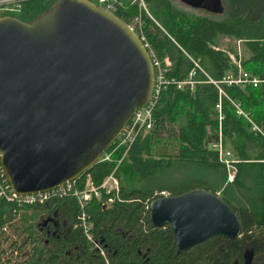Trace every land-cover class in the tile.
Wrapping results in <instances>:
<instances>
[{
  "label": "trees",
  "instance_id": "trees-1",
  "mask_svg": "<svg viewBox=\"0 0 264 264\" xmlns=\"http://www.w3.org/2000/svg\"><path fill=\"white\" fill-rule=\"evenodd\" d=\"M54 1L24 0L19 11L2 15L30 21ZM123 1L116 14L131 23L140 10L134 0ZM223 1L225 12L215 15L145 0L151 16L141 12L144 43L170 60L169 78L182 81L195 70L198 82L162 91L152 126L141 129L125 156L110 146L111 160L82 174L67 195L42 203L14 197L0 164V264H264V0ZM224 38L239 41L247 56L232 43L223 47ZM240 68L261 84L224 81ZM220 138L235 160L233 181L212 146ZM112 173L119 186L108 190L102 184ZM89 177L99 196L82 204L74 192L88 189ZM194 188L219 193L234 208L242 222L237 239L179 252L170 227L152 223L156 193Z\"/></svg>",
  "mask_w": 264,
  "mask_h": 264
},
{
  "label": "water",
  "instance_id": "water-1",
  "mask_svg": "<svg viewBox=\"0 0 264 264\" xmlns=\"http://www.w3.org/2000/svg\"><path fill=\"white\" fill-rule=\"evenodd\" d=\"M224 13L223 0H181ZM148 46L94 0H55L24 21L0 16V159L18 196L53 191L100 163L154 91ZM179 252L237 239L242 222L219 193L194 188L150 203Z\"/></svg>",
  "mask_w": 264,
  "mask_h": 264
},
{
  "label": "built area",
  "instance_id": "built-area-1",
  "mask_svg": "<svg viewBox=\"0 0 264 264\" xmlns=\"http://www.w3.org/2000/svg\"><path fill=\"white\" fill-rule=\"evenodd\" d=\"M22 1L24 0H0V16H2L5 12L10 11H19L21 8ZM137 2L138 8L140 10L139 14H136L135 17L132 18L131 23H128L132 29L140 36V38L144 41L145 40V31H144V22L142 17V11H146L149 16H151L149 10L147 9V5L145 0H134ZM98 3L101 5H104L108 9L112 10L116 13L118 10H124L125 9V3L123 0H98ZM148 45V44H146ZM152 54L153 62H154V68H155V82H154V91L151 97V100L149 103L138 109L134 116L131 118V120L128 122L125 130L122 132V134L119 136V138L115 141V143L111 147H115L117 149H124V156L126 155L130 145L133 143L137 135L140 133L141 129L147 126V128H150L153 124V114L156 109V106L161 98V93L169 84L175 83L178 85L179 88H187L190 87L191 89L194 88L195 84L198 82L195 78V70L191 71L187 78H185L182 81L175 80L174 78H169L168 73L170 71V65L171 62L168 58H165L164 61L159 59L154 53ZM236 61V60H235ZM195 64L197 67L201 68L199 63L195 61ZM210 82L216 84L219 86L218 81L210 78ZM225 82L232 84L237 83L240 85L244 84H250L253 86H258L261 84V80L258 76L252 75L250 72L245 71L244 69L240 68L238 77L234 78L233 76L226 77L224 79ZM222 91V89H220ZM218 108L221 107L220 104L217 105ZM238 106V105H237ZM238 113L244 114L243 110L239 108L238 106ZM245 116H248L247 114H244ZM254 129H259L256 124L253 125ZM260 130V129H259ZM212 146L218 150L220 159L224 161L227 168H229L234 174L229 176V181L234 180L235 176V167H234V159L232 157V153L230 151H227L224 149L222 145L221 138L219 141H216L212 143ZM107 150L101 157L102 161H108L111 160L113 157V154L115 153L113 150ZM122 159L119 161L121 162ZM0 164L1 159H0ZM2 172L5 175V171L2 166ZM6 177V175H5ZM6 181V188L10 190V193L14 197H22L28 202H45L49 200L51 197L57 195V196H63L67 195L71 189H72V183H68L62 187H59L53 191L45 192V193H39V194H32V195H26V196H18L15 194V192L12 190V187L7 180ZM108 183H112V185H108ZM119 186V180L115 176L114 173L109 175L104 183L102 184V187L107 188L108 190L118 189ZM78 198L80 199V202L82 204L87 203V201L92 197L93 194L96 196H99V191L96 188L95 185H93L91 182L89 183L88 189L81 190V191H75L74 192ZM7 195H11L6 193ZM169 193L167 191H163L160 193H156V197L158 196H167Z\"/></svg>",
  "mask_w": 264,
  "mask_h": 264
},
{
  "label": "rangeland",
  "instance_id": "rangeland-1",
  "mask_svg": "<svg viewBox=\"0 0 264 264\" xmlns=\"http://www.w3.org/2000/svg\"><path fill=\"white\" fill-rule=\"evenodd\" d=\"M173 3L179 7H182V8H185V9H188V10H191L193 12H200V13H204V12H207V13H211V14H219V15H222L223 13H216V12H210V11H207V10H204V9H195L193 7H190L188 5H186L185 3H183L181 0H173ZM222 43H223V47H227V44L228 43H232V45H237L238 49H239V52L242 56H247V52L244 50L243 46L241 45V43L239 41H230L228 39H222ZM228 169V180H229V176L234 174V172H232L229 168ZM91 179L89 177L88 179V183H90ZM108 185H112V183H108Z\"/></svg>",
  "mask_w": 264,
  "mask_h": 264
},
{
  "label": "flooded vegetation",
  "instance_id": "flooded-vegetation-1",
  "mask_svg": "<svg viewBox=\"0 0 264 264\" xmlns=\"http://www.w3.org/2000/svg\"><path fill=\"white\" fill-rule=\"evenodd\" d=\"M223 4H224V1H223ZM224 7H225V6H224ZM224 12H225V10H224ZM247 254H249L250 257L252 256V253L250 254V253L247 252ZM252 257H253V256H252ZM250 264H254V263H250Z\"/></svg>",
  "mask_w": 264,
  "mask_h": 264
}]
</instances>
